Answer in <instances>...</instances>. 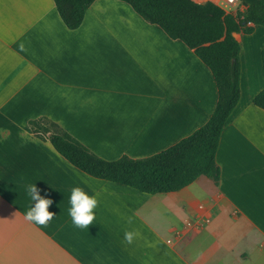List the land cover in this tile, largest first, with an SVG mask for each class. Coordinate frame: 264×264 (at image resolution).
I'll return each mask as SVG.
<instances>
[{
    "label": "crops",
    "instance_id": "0c3cea01",
    "mask_svg": "<svg viewBox=\"0 0 264 264\" xmlns=\"http://www.w3.org/2000/svg\"><path fill=\"white\" fill-rule=\"evenodd\" d=\"M251 27L233 34L240 98L219 136L217 183L148 195L84 174L28 122L46 118L106 161L147 158L208 121L210 70L121 1H94L69 30L53 0H0V264H264V110L252 102L264 28ZM33 183L51 200L46 225L24 219ZM73 187L97 199L88 228L69 215ZM199 205L210 222L185 227Z\"/></svg>",
    "mask_w": 264,
    "mask_h": 264
},
{
    "label": "trees",
    "instance_id": "16d2710c",
    "mask_svg": "<svg viewBox=\"0 0 264 264\" xmlns=\"http://www.w3.org/2000/svg\"><path fill=\"white\" fill-rule=\"evenodd\" d=\"M94 1L53 0L69 30L80 26L85 11ZM118 1L129 5L146 23L158 26L168 38L183 43L210 70L217 89V102L210 118L190 136L143 159L123 156L114 161L103 160L46 118L28 122L32 133L48 141L84 174L148 195L179 191L201 176L217 183L215 152L219 136L240 98L239 45L233 34H250L251 26L264 28V0L234 13H225L209 2L197 5L191 0ZM262 76L264 80V50ZM252 102L264 110V88Z\"/></svg>",
    "mask_w": 264,
    "mask_h": 264
},
{
    "label": "clouds",
    "instance_id": "9594fccd",
    "mask_svg": "<svg viewBox=\"0 0 264 264\" xmlns=\"http://www.w3.org/2000/svg\"><path fill=\"white\" fill-rule=\"evenodd\" d=\"M27 194L30 196L31 206L24 214L26 221L35 223L36 225H46L53 217V213L47 210L48 205L51 203L50 199L43 198L39 195L35 184H31L27 188ZM33 202H35L33 204ZM69 203V215L72 223L78 228H88L95 220V212L97 207V199L94 195L87 194L80 187H73L71 189ZM133 233L125 234V239L131 242Z\"/></svg>",
    "mask_w": 264,
    "mask_h": 264
},
{
    "label": "built area",
    "instance_id": "2783aa9c",
    "mask_svg": "<svg viewBox=\"0 0 264 264\" xmlns=\"http://www.w3.org/2000/svg\"><path fill=\"white\" fill-rule=\"evenodd\" d=\"M193 3L197 5H201L204 3H212L222 9L225 13H232L233 11L237 10V3L238 0H191ZM199 214L197 217H194L191 220L185 222L184 226L192 229V230H200L204 226H206L209 222V216L206 215L204 212L206 211L202 205L198 207Z\"/></svg>",
    "mask_w": 264,
    "mask_h": 264
}]
</instances>
